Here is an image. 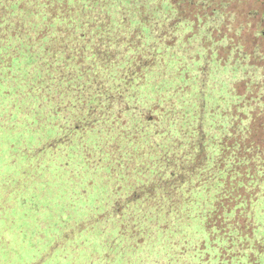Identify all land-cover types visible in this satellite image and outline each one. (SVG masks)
<instances>
[{
  "label": "trees",
  "instance_id": "obj_1",
  "mask_svg": "<svg viewBox=\"0 0 264 264\" xmlns=\"http://www.w3.org/2000/svg\"><path fill=\"white\" fill-rule=\"evenodd\" d=\"M228 3L0 0L1 114L22 115V132L41 143L24 142L19 159L43 156L45 165L23 170V182L51 201L37 177L44 185L45 172L77 175L78 164H59L62 148L105 171L100 186L124 232L127 218L154 221L152 264H264V95L245 81L246 97L240 76L227 78ZM54 127L69 134L42 141ZM53 201L72 243L102 220H77L83 209ZM118 235L106 240L104 262Z\"/></svg>",
  "mask_w": 264,
  "mask_h": 264
},
{
  "label": "rangeland",
  "instance_id": "obj_2",
  "mask_svg": "<svg viewBox=\"0 0 264 264\" xmlns=\"http://www.w3.org/2000/svg\"><path fill=\"white\" fill-rule=\"evenodd\" d=\"M228 1L227 78L240 76L238 79L241 81L240 91L246 97H249L252 91L250 92L246 88L247 84L245 85V83H248L247 86L254 89L255 93L264 95V0ZM1 100L0 264H147L145 262L148 260L149 264H152L156 253L155 250L152 251V244L149 245V243L155 238H159L161 234L154 221L145 220L143 217L136 221L127 218L129 224L126 226L127 232H124L123 218H117L118 214L115 209L110 208L113 201L100 186L105 180L104 170L91 169L79 161L77 156L72 157L59 148V164L62 165L63 161L75 163V165L78 164V169L75 170L77 175H74L75 167L60 168L63 171H57L58 176L54 172L49 174L45 172L43 180L46 177L50 179V182L44 183V185L41 181L42 178L37 177L36 183L45 187L43 192H46L50 198L53 197L51 201L41 199L43 196L37 194L39 191L35 189L37 188L35 184L23 182L22 176L25 173L23 170L37 174L40 173L38 170L44 168L45 165L43 156H40L37 161L19 159L20 153L16 148H20L24 142H27L36 146L37 150L41 143L38 138H32L29 131L22 132L21 129L25 125L21 127L18 124L23 120L22 115L17 112H14L17 115L15 117H11L13 112H8L7 116L1 114L7 105L6 100V105L1 103ZM64 114L66 115V113ZM258 117L264 119L263 112ZM9 118L11 120H8ZM67 134H69L67 129L61 130L54 127L53 130L45 132L40 138L42 141H52ZM75 154L78 155L77 152ZM69 178L74 181L71 183ZM121 179L122 182L127 180L124 181V176ZM130 182V180L127 181L124 186ZM84 187L91 190L90 196L85 195L87 193L83 194L86 198L81 196ZM55 199L59 202H73L79 209H83L82 214L77 213V220L87 216L90 218L96 216L102 220L94 228L88 227L84 236L77 239L76 243H72L64 237L70 222L59 212H56L57 207L53 203ZM106 202H108L107 208L103 206ZM111 217L117 219L111 220ZM107 218L110 219L105 220ZM263 229L261 228V230ZM115 235H118L123 242L115 249L113 261L104 262L102 249L106 240ZM260 235L263 236L261 239L263 245H259L262 253L264 251V235L261 233ZM55 241L63 247L59 248V245L54 247ZM122 249H125L128 254L124 256ZM126 258L131 259L130 263L126 262ZM189 259L177 257L178 264H189Z\"/></svg>",
  "mask_w": 264,
  "mask_h": 264
},
{
  "label": "flooded vegetation",
  "instance_id": "obj_3",
  "mask_svg": "<svg viewBox=\"0 0 264 264\" xmlns=\"http://www.w3.org/2000/svg\"><path fill=\"white\" fill-rule=\"evenodd\" d=\"M257 12L255 11V14H256Z\"/></svg>",
  "mask_w": 264,
  "mask_h": 264
}]
</instances>
